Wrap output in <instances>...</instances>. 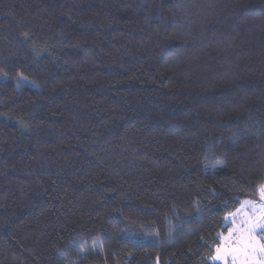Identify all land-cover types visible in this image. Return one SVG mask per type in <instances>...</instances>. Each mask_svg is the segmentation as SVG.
Listing matches in <instances>:
<instances>
[{
	"label": "trees",
	"instance_id": "trees-1",
	"mask_svg": "<svg viewBox=\"0 0 264 264\" xmlns=\"http://www.w3.org/2000/svg\"><path fill=\"white\" fill-rule=\"evenodd\" d=\"M0 72V264H216L264 186V0H0Z\"/></svg>",
	"mask_w": 264,
	"mask_h": 264
},
{
	"label": "rangeland",
	"instance_id": "rangeland-1",
	"mask_svg": "<svg viewBox=\"0 0 264 264\" xmlns=\"http://www.w3.org/2000/svg\"><path fill=\"white\" fill-rule=\"evenodd\" d=\"M8 79L0 72V84ZM19 88L32 84L16 79ZM229 231L221 235L212 262L216 264H264V186L258 199L244 200L238 210L227 216Z\"/></svg>",
	"mask_w": 264,
	"mask_h": 264
},
{
	"label": "snow or ice",
	"instance_id": "snow-or-ice-1",
	"mask_svg": "<svg viewBox=\"0 0 264 264\" xmlns=\"http://www.w3.org/2000/svg\"><path fill=\"white\" fill-rule=\"evenodd\" d=\"M261 227H264V225H261Z\"/></svg>",
	"mask_w": 264,
	"mask_h": 264
}]
</instances>
